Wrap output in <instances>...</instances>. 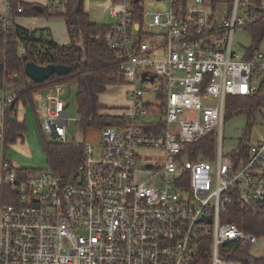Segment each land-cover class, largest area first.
Wrapping results in <instances>:
<instances>
[{
    "label": "built area",
    "instance_id": "2783aa9c",
    "mask_svg": "<svg viewBox=\"0 0 264 264\" xmlns=\"http://www.w3.org/2000/svg\"><path fill=\"white\" fill-rule=\"evenodd\" d=\"M68 2L44 7L63 14ZM227 2L103 5L113 22L102 38L132 86L130 106L100 111L123 123L100 130V152L78 143L83 160L74 179L50 168L20 173L0 132V192L8 197L0 201V264H245L236 256L258 238L222 216L233 203L264 214V140L226 157L221 133L227 98L260 94L264 104V52L240 57L233 49L235 30L259 17L261 4ZM8 11L0 17L5 33L13 27ZM9 93L4 107L15 101ZM63 95L61 85L46 94L41 127L67 143ZM210 136L207 159L196 146Z\"/></svg>",
    "mask_w": 264,
    "mask_h": 264
},
{
    "label": "trees",
    "instance_id": "16d2710c",
    "mask_svg": "<svg viewBox=\"0 0 264 264\" xmlns=\"http://www.w3.org/2000/svg\"><path fill=\"white\" fill-rule=\"evenodd\" d=\"M76 2L77 0H69L65 13L52 14L45 7H42V11L38 12L35 9L37 5L8 0L10 19L18 16L61 18L68 31L71 28L78 30L82 47L77 46L74 41L69 44H59L52 39H44L40 36L42 30H28L14 24L5 33L0 25V90L16 94L14 103L9 107H4L3 111L5 147L15 143L26 133L25 121H18L15 117L18 102L32 105L33 95L36 91L62 85L69 81H74L76 84L75 102L77 112L81 116L77 122L79 127L84 129L96 127L102 130L123 123V120L118 117L99 114L101 107L98 105V95L105 92L109 85L124 82L119 74L120 69L115 52L102 38L107 26L91 22L82 9V1L80 0L78 6L75 7ZM18 7L22 9L21 13L17 12ZM257 10L260 11L259 17L245 27L250 33L253 43L246 49L245 57L257 50L258 43L264 37V7L260 5ZM19 45L23 46L22 51L19 50ZM28 62L39 66L63 65L68 67L69 72L62 76L54 74L43 83H35L24 73V65ZM227 99L232 102L234 110L237 112L251 111L261 103L260 94L252 98L230 97ZM39 130L42 132L41 124H39ZM214 144V138L210 136L197 143L196 147L201 150L203 158L210 159L213 156ZM42 147L47 164L56 175L61 176L64 180L75 178L83 160L82 145L68 142H43ZM18 171L26 175L32 170L24 168L18 169ZM222 222L236 224L238 228L257 238L264 237V214L254 217L244 213L235 203L227 207L223 213ZM249 248L248 246L244 247L241 256H236V258L242 259L245 264H264V257L252 256L249 253Z\"/></svg>",
    "mask_w": 264,
    "mask_h": 264
},
{
    "label": "rangeland",
    "instance_id": "374dc122",
    "mask_svg": "<svg viewBox=\"0 0 264 264\" xmlns=\"http://www.w3.org/2000/svg\"><path fill=\"white\" fill-rule=\"evenodd\" d=\"M77 0L75 7L78 6ZM82 9L88 15L91 22L97 24H110L113 19L109 17L108 12H105L103 5L109 3V0H81ZM220 3L231 5L232 0H218ZM264 4V0H261ZM26 19V16H22ZM43 21L47 24L40 35L44 39H53L59 44H69L71 41L82 47L81 36L76 28H71L68 31L64 20L58 17H45ZM244 27H239L235 30L233 49L240 57L244 55L253 43L250 33ZM69 32V33H68ZM72 34V35H70ZM257 50L264 52V37L257 45ZM139 86L147 88V84H140ZM64 95L66 107L67 124L65 127V138L68 143H82L91 144L98 151L101 145V131L96 127L81 128L77 122L80 115L77 112L75 102L76 84L74 81H69L61 85ZM132 88L127 82L120 84L109 85L105 92L98 95V105L101 107L103 113L121 112L130 106L127 98V91ZM47 89V90H46ZM38 90L34 93L37 97L34 103L24 105L18 102L17 109L21 110V115L24 116L26 123V133L21 139L15 143L8 144L6 147V158L10 161L13 167L28 168L31 170H41L49 168L45 152L43 150V142L59 143L60 139L50 137L43 131L40 132L39 124L42 123L43 117L46 113L48 102L46 94L53 92L54 87ZM10 93L6 92L5 97ZM153 101V98H150ZM228 105V106H227ZM231 106V107H230ZM264 140V104H259L251 111L237 112L234 110L232 102L226 101L224 110L222 133H221V150L222 154L230 157L233 153L243 148L248 143H257ZM141 153L148 152L141 150ZM153 153V152H151ZM6 201H8L6 192ZM249 253L254 257H264V237L258 238V245L249 248Z\"/></svg>",
    "mask_w": 264,
    "mask_h": 264
},
{
    "label": "crops",
    "instance_id": "0c3cea01",
    "mask_svg": "<svg viewBox=\"0 0 264 264\" xmlns=\"http://www.w3.org/2000/svg\"><path fill=\"white\" fill-rule=\"evenodd\" d=\"M18 1L24 2V3H28V4L37 5V6L41 7V8L44 7L45 3H46V0H18ZM260 4H261L262 7H264V4L261 2V0H260ZM7 5H9L8 4V0H0V17H2L6 13V6ZM43 18L26 17V19H24L23 17L18 16V17H15V18L11 19V21H12V23L14 25L20 26V27H22L24 29H28V30H42L43 31L45 29V27H46L45 25H47L43 21ZM5 93L6 92H3V91L0 90V132L3 131V129H4V116H3L4 104H3V99L5 97ZM36 98L37 97L35 95H33V103H34V99H36ZM16 107H17V105H16ZM15 117H16V119L18 121H25V119H22L24 116L21 115V110L20 109H17V108L15 109ZM14 168H16V167H14ZM16 169H24V168H16ZM6 191L7 190H3V194L0 192V201H2V202H4V201L7 202L6 201Z\"/></svg>",
    "mask_w": 264,
    "mask_h": 264
},
{
    "label": "water",
    "instance_id": "95a60500",
    "mask_svg": "<svg viewBox=\"0 0 264 264\" xmlns=\"http://www.w3.org/2000/svg\"><path fill=\"white\" fill-rule=\"evenodd\" d=\"M35 9L38 12L42 11V8L39 6H36ZM68 72H69L68 67L63 65L48 64L44 66H39L33 62H28L24 65L25 75L35 83H43L54 74L58 76H62V75H66ZM145 75H146L145 73L142 74V80H144ZM149 80L152 81V77L149 78Z\"/></svg>",
    "mask_w": 264,
    "mask_h": 264
}]
</instances>
